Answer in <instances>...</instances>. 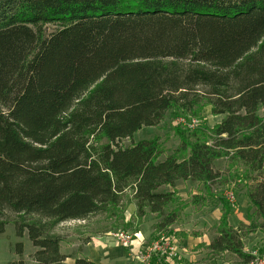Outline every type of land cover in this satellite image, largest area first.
I'll use <instances>...</instances> for the list:
<instances>
[{
  "label": "trees",
  "instance_id": "obj_1",
  "mask_svg": "<svg viewBox=\"0 0 264 264\" xmlns=\"http://www.w3.org/2000/svg\"><path fill=\"white\" fill-rule=\"evenodd\" d=\"M203 105L220 120L164 157L156 138L123 143ZM222 157L229 176L240 172L246 230L209 189ZM187 180L221 209L207 248L248 264L243 233L264 231V0H0V234L12 222L37 264H65L56 226L101 215L112 223L94 233L137 232L135 217L124 220L130 194L134 216L154 214L169 235L183 208L204 202L180 199Z\"/></svg>",
  "mask_w": 264,
  "mask_h": 264
},
{
  "label": "rangeland",
  "instance_id": "obj_2",
  "mask_svg": "<svg viewBox=\"0 0 264 264\" xmlns=\"http://www.w3.org/2000/svg\"><path fill=\"white\" fill-rule=\"evenodd\" d=\"M221 116L219 115H213L210 112V107L208 105L201 106L195 114H183L180 112H168L165 116V118L160 121L157 125L153 126H144L140 130L134 133L131 140L124 139L123 143H129L130 141H136L142 138H156L158 143L161 145L163 154L161 157H164L168 155L169 153L173 152L175 150L180 142H181V136L185 133L191 134L193 131L201 128L204 129L212 127L215 123H217L220 120ZM206 132V131H205ZM199 133V132H198ZM208 133V130L207 132ZM199 137L200 134H199ZM228 159L226 157L219 158L215 161L214 168L219 171L221 174V177L225 176L228 180L222 181L223 178L218 177L213 184L208 182L210 192L213 195L220 196L222 199L227 201L231 207L232 210L228 215V220L232 223H238L237 213L243 211L242 207L245 203V199L242 195V189L239 188L238 181L235 180L236 177L240 172H236V170L230 171L232 173V176H229V170H228ZM231 177V178H230ZM220 178V179H219ZM233 178V179H232ZM219 179V180H218ZM244 183V182H239ZM175 188L177 190V195L180 194V199L183 201H190V198L192 195H201L204 198V202L201 205L193 206L192 204H188L185 208H183L180 211V215L178 220L173 224L177 226L180 223H185L187 228H189L190 232H193L194 229H206L207 231L211 232V234H215V226L217 224V220H215L216 223H212L213 221L208 220L207 216L205 214H208V217L212 219V211L214 210V200L212 199V196L206 193L203 186L198 182H192V181H180ZM233 187V188H232ZM242 187V186H241ZM170 189L169 186L161 187V189ZM229 190H233L235 193V200L234 202H229L226 199V193ZM194 191V193H192ZM124 206L126 207L124 210V220H128L130 217L133 216L134 224L136 227L142 231V234L145 232V236L143 239V246H146L150 244L153 239L161 238L162 236L167 237L168 233L166 230H163L158 233L154 225L158 222V218L154 214L146 213L145 216L136 218L134 216V202L131 199L130 194L125 195L124 198ZM219 209V206H217ZM193 211V213H187L186 215L183 213ZM217 211V210H216ZM236 211V212H235ZM235 212V213H234ZM244 213V211L242 212ZM10 219H13L16 217L15 213L9 212L7 214ZM244 215V214H243ZM245 217V216H244ZM208 220V224L206 226L203 225V221ZM112 220L106 219L105 217L101 215H92L86 220H67L64 222H61L58 224L55 228L56 232L60 233L63 236V240L61 242L60 248L61 251L67 255H74L79 251L81 248L83 249V243H86L88 239L90 240L91 236L94 235H101L105 234L106 237H112L106 232H98L94 233V231L98 230V228L108 226ZM248 223L249 220L247 219ZM112 223V222H111ZM173 225L171 226L173 229ZM247 225L244 223H239L237 227ZM233 226V225H232ZM244 230L245 227L243 226ZM118 230H125L121 227L111 230V231H118ZM129 232L133 233L132 230H128ZM138 231V232H140ZM110 232V231H109ZM137 232V233H138ZM175 232V231H173ZM169 234V238L176 236L174 233ZM246 232V231H245ZM251 232V231H249ZM140 233L137 234L136 237H139ZM177 237V236H176ZM256 237H258V244L264 246V231H262V234H258ZM178 238V237H177ZM253 239H249V241H245L246 244H248ZM22 242V254L21 256L17 254L16 252V243ZM179 242V240H178ZM178 244V243H177ZM141 246V245H140ZM252 249L251 247H249ZM258 249V251L261 254H264V250L261 249L260 246L253 247ZM34 248L30 242V240L27 238L26 235L23 237H18L15 232V228L12 222H9L5 226V230L3 233L0 234V264H8L12 260H17L19 258H22L25 264H37L31 257V254L33 252ZM247 251V250H246ZM137 263L136 264H143L142 261L137 257Z\"/></svg>",
  "mask_w": 264,
  "mask_h": 264
},
{
  "label": "crops",
  "instance_id": "obj_3",
  "mask_svg": "<svg viewBox=\"0 0 264 264\" xmlns=\"http://www.w3.org/2000/svg\"><path fill=\"white\" fill-rule=\"evenodd\" d=\"M175 188H178V186ZM192 193H194V191ZM242 204V210L244 211L247 206V201L245 200V203ZM215 208L211 213L212 219L208 217L209 213L205 214L208 220L213 221V224L216 223L221 216V209H216V211ZM243 211H240L239 213L235 211L237 213L238 223H232L229 221L234 228H236L239 223L248 224L247 219L244 217L245 215H243L244 213H242ZM187 213H193V211L183 213V215H186ZM208 220L206 219L203 221L204 226L208 224ZM215 220L217 221L215 222ZM185 225L187 224L180 222L177 226L173 225V231L184 233L183 236L178 237L179 242L177 251L179 252V255L177 256V261L173 262V264H236L239 262L238 258L233 253L220 252L213 254L210 252L207 245L215 234H211V232L207 231V228H197L194 229L193 232H190L189 228ZM138 233H140L139 237H135L128 248L118 244L115 239L106 237L105 234L91 236L90 240L83 243L84 247L83 249H80V253L68 256L65 259V264H74L75 255L87 257L96 264H136L137 259L133 254L143 247L140 246L139 240H143L146 235L145 232L142 234V231ZM258 234H262V230L256 229L251 232L243 233L242 241L243 250L245 252L250 249L249 247L253 248L258 246L264 250V246L258 244V237H256ZM249 239L253 240L246 244L245 241H249Z\"/></svg>",
  "mask_w": 264,
  "mask_h": 264
},
{
  "label": "built area",
  "instance_id": "obj_4",
  "mask_svg": "<svg viewBox=\"0 0 264 264\" xmlns=\"http://www.w3.org/2000/svg\"><path fill=\"white\" fill-rule=\"evenodd\" d=\"M233 188V187H232ZM226 199L229 202H234L235 193L233 190H229L226 193ZM115 241L125 247H129L134 238L137 236V232H129L128 230H118L107 232ZM137 238V237H136ZM139 243L143 246V240L140 239ZM178 238L176 236L169 238L162 236L150 242V244L143 246L133 255L139 258L143 264H151V258L156 257L160 258L162 256H178L179 252L177 251L178 247ZM246 253L251 255V260L248 264H264V254H261L258 249L252 248L248 249ZM132 254V253H131Z\"/></svg>",
  "mask_w": 264,
  "mask_h": 264
}]
</instances>
